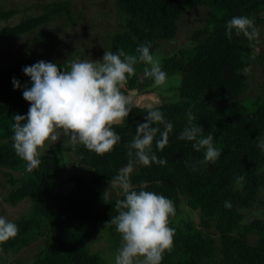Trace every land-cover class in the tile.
<instances>
[{"label": "trees", "instance_id": "1", "mask_svg": "<svg viewBox=\"0 0 264 264\" xmlns=\"http://www.w3.org/2000/svg\"><path fill=\"white\" fill-rule=\"evenodd\" d=\"M37 1L45 3L41 12L20 19L14 18L20 9L0 8V47L13 46L14 42L30 47L14 60L0 63V170L10 186L2 201L11 207L22 201L30 205L26 214L12 220L19 233L0 245L4 248L0 257L16 256L37 243L30 262L9 257L11 263L6 264H105L95 245L103 241L112 250L119 248L121 235L114 226L105 225L118 214L115 201L123 197L105 199L103 193L128 164L125 145L136 135L137 123L145 122L144 117L154 109L173 124L165 148L158 150L155 143L152 146L157 157L167 163L136 165L130 178L136 190L146 184L144 190L175 202L176 216L170 217L169 224L176 229L174 245L163 255L162 264H264V218L245 220L247 211L264 208L259 197L264 187V151L256 141L264 136V50L260 41L250 42L235 31L231 38L226 35V24L233 16L246 15L254 19L257 28L263 26L264 0H107L102 4L93 0L95 11H105V16L111 17L110 24L107 30L98 27L82 59H102L105 51L115 53L121 48L135 54L145 41L151 42L154 54L162 42L174 40L186 11L205 8L208 14L204 25L191 32V48L161 57L162 69L178 78L175 101L156 104L151 110L133 104L129 117L112 126L122 139L109 153L96 154L63 137L65 144L45 148L42 163L29 173L11 139L13 116L27 115L30 107L22 88L31 86V80L22 69L40 60L68 68L82 51L81 47L75 51V44L69 42L67 46L73 48L69 58L51 56L63 48L57 36L60 28L50 24L58 19L61 27L71 28L82 20L81 14L73 11V0ZM78 6V11H86ZM256 59L262 65L263 77L257 92L249 95L247 70ZM144 67L136 65L135 75L122 89L124 94L153 84L151 78H142ZM13 78L21 83V89H14ZM189 109L204 134L213 133L214 144L222 152L215 163H198L203 150L196 152L194 142L178 139ZM67 165L90 171L87 176L72 177ZM241 175L244 182L237 184L234 177ZM65 185H70L66 191ZM225 201H230V208H225ZM183 202L197 221H175L182 214ZM108 238L113 239L109 244Z\"/></svg>", "mask_w": 264, "mask_h": 264}, {"label": "clouds", "instance_id": "2", "mask_svg": "<svg viewBox=\"0 0 264 264\" xmlns=\"http://www.w3.org/2000/svg\"><path fill=\"white\" fill-rule=\"evenodd\" d=\"M233 31L250 42L259 43V29L248 16H233L226 24V35ZM151 42L145 41L129 54L123 48L117 52L105 51L102 59H76L68 68L40 60L25 66L22 72L31 80V86L23 85V99L30 104L27 115L16 114L12 120V141L15 153L26 162V171L31 173L42 163L46 142L56 143L67 137L75 146L83 145L96 154L111 152L121 143V136L112 126L124 121L132 112L130 96L122 89L136 72V65L143 64L146 78L154 81V87L166 86L168 74L162 69L160 59L152 53ZM14 89L21 83L12 79ZM196 116L187 112V124L178 139L194 142L196 152L203 150V159L198 163H215L222 152L214 144L211 131L205 135L203 127L194 123ZM143 123H137L136 135L126 144L129 161L127 166L110 180V187L103 193L109 198L111 190L118 188L115 201L117 215L105 226H114L121 235V244L115 256V264H162L163 255L172 249L176 229L170 227V217L175 218V202L153 191L139 190L131 183L130 174L136 165L161 166L167 161L153 152V144L163 150L169 143L173 124L160 110H151ZM156 125V126H154ZM163 126V130L159 127ZM159 134V139L157 136ZM264 151V136L256 139ZM196 170L195 164L193 171ZM237 184L244 182L243 175L234 177ZM230 208V201H225ZM19 233L16 223L0 215V245L15 238ZM4 248L0 246V254ZM143 257L142 260L137 258Z\"/></svg>", "mask_w": 264, "mask_h": 264}, {"label": "rangeland", "instance_id": "3", "mask_svg": "<svg viewBox=\"0 0 264 264\" xmlns=\"http://www.w3.org/2000/svg\"><path fill=\"white\" fill-rule=\"evenodd\" d=\"M107 0H98L97 4H102V2ZM109 1V0H108ZM45 3H41L37 0H0V8L1 9H9L11 7H16L21 10L17 16L14 18H22L29 14L39 13L41 12V6ZM34 9H31L30 7H33ZM82 5L84 12L78 11L79 6ZM95 3L93 0H73V11L75 13L81 14V22L76 27L71 28H64L61 27L59 24V20L55 19L50 25L53 28L59 27L60 30H58L57 36L60 37L62 42L60 43L63 49L59 51V53H56L58 51L54 50L51 54L53 55L55 59H66L69 58L71 55V52L73 48L70 46H67V43L71 42L75 44L76 49L82 48V51L80 54H77L74 58L76 59H82V55H86L88 52L87 49V42L91 38V36L95 35L97 32L98 27H102L104 30H107V26L110 24L108 21L111 17L107 18L105 16V11L97 12L93 8ZM28 9V10H24ZM23 11V12H22ZM208 11L205 8H193L192 10L186 11L179 19L178 22V33L174 40L169 42H162L160 49H158L157 52L154 54L160 59L161 57H168L174 54H177L179 50L191 48L194 43L190 39L191 32L195 30L196 28L202 27L204 25L205 17L207 16ZM107 19V20H106ZM91 25L92 29H88L87 25ZM97 24V25H96ZM2 24L0 23V26ZM259 41L261 43V48L264 50V25L260 26L259 28ZM66 42V43H65ZM86 45V48L84 47ZM74 46V47H75ZM25 47L30 48L29 45L25 46V43L23 42H14V45L7 46V47H0V63H6L9 61L14 60L15 57H17L19 54H21L23 51H25ZM73 47V46H72ZM258 51V50H257ZM92 60H98L99 58L91 57ZM162 65V64H161ZM142 78L144 76V72L142 70ZM247 75L249 78V89L248 94L253 95L257 92V89L259 88V84L263 77V69L261 63H259V60L256 59L248 68ZM178 84V78L174 76H168V82L166 86L163 87H154V82L150 86H140L139 88H136L135 91L129 92L125 95H128L132 99L133 104H137L139 106H146L148 110H151V108L156 104H164L168 102H173L177 99V89L176 86ZM57 143H64L63 136L61 137V140L56 143L46 142L45 148L49 146H54ZM44 148V149H45ZM43 149V151H44ZM72 155V154H71ZM67 172L69 173V176L77 177L80 175L87 176L89 173V169H85L84 167L80 166H74L69 167L67 165L66 167ZM2 170H0V215L7 216L9 220H15L18 217H20L23 214H26L28 212V209L30 208V205L27 201H22L15 207H11L8 204H5L2 201L3 196H5L6 191L10 188L6 176L3 175ZM70 185H65L64 190L66 191L69 188ZM110 185L108 186V188ZM107 188V189H108ZM119 191L118 188H113L111 190V194L109 197H115L118 198L119 195H117V192ZM259 197L264 202V187H261L259 190ZM181 210L182 214L177 217L175 221L180 220H193L197 221V216L190 211L186 206L185 202L181 204ZM264 218V208H254L252 210H249L245 213V220L250 221L252 218ZM177 221V222H178ZM115 237V236H114ZM106 241L111 242L113 241L112 238L106 239ZM121 241L119 243L120 247ZM95 249L99 250L102 257L105 259V264H115V256L117 254V250H112L110 248V245H107L106 242L99 241L95 245ZM37 251V243H32L28 247L24 248L23 251L16 256H9L10 258H23L27 261H31L33 258V255ZM9 257H0V264H6L11 263V260ZM8 258V259H7ZM138 260H142L143 257L137 258Z\"/></svg>", "mask_w": 264, "mask_h": 264}]
</instances>
